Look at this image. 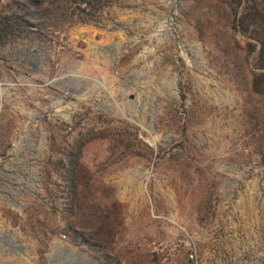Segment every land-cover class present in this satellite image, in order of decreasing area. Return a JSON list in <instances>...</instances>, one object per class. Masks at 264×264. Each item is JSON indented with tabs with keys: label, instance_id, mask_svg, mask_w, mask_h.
<instances>
[{
	"label": "rangeland",
	"instance_id": "rangeland-1",
	"mask_svg": "<svg viewBox=\"0 0 264 264\" xmlns=\"http://www.w3.org/2000/svg\"><path fill=\"white\" fill-rule=\"evenodd\" d=\"M40 1L0 0L31 9L0 46V264H264V96L229 0Z\"/></svg>",
	"mask_w": 264,
	"mask_h": 264
},
{
	"label": "trees",
	"instance_id": "trees-1",
	"mask_svg": "<svg viewBox=\"0 0 264 264\" xmlns=\"http://www.w3.org/2000/svg\"><path fill=\"white\" fill-rule=\"evenodd\" d=\"M36 4L39 8L42 5L40 0H28ZM112 0H55L56 9H61L66 5H74L76 9L84 12L85 9L95 10L103 8L111 3ZM13 10H8L9 14L0 16V46L6 45L14 40L24 29L31 27L26 16H31L30 6L24 2H17ZM84 6V9L80 8ZM55 9V10H56ZM229 12L221 9L227 19H230L229 30L235 35H240L245 40L246 56H250V65L253 67L252 78L250 81L251 90L264 96V0H229ZM18 33V34H17ZM219 42H222L219 41ZM217 42V43H219ZM235 70L233 69L232 72ZM75 158V156H74ZM75 160V159H74ZM75 161H71L66 170L71 175L70 188L75 193V183L72 176L75 174ZM81 241L88 242L83 235H80ZM101 263L120 264L115 257L109 256L107 252L103 254Z\"/></svg>",
	"mask_w": 264,
	"mask_h": 264
},
{
	"label": "built area",
	"instance_id": "built-area-1",
	"mask_svg": "<svg viewBox=\"0 0 264 264\" xmlns=\"http://www.w3.org/2000/svg\"><path fill=\"white\" fill-rule=\"evenodd\" d=\"M55 43H56L55 41L52 42L53 45H55ZM189 257H190V259H193L192 255H190Z\"/></svg>",
	"mask_w": 264,
	"mask_h": 264
}]
</instances>
